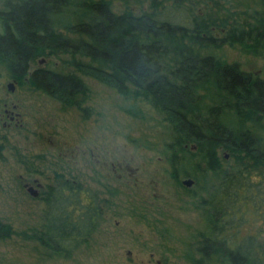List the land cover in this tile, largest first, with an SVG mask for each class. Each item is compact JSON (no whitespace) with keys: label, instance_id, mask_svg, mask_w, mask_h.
Masks as SVG:
<instances>
[{"label":"trees","instance_id":"obj_1","mask_svg":"<svg viewBox=\"0 0 264 264\" xmlns=\"http://www.w3.org/2000/svg\"><path fill=\"white\" fill-rule=\"evenodd\" d=\"M257 2L219 17L178 5L165 15L155 0L140 13L127 7L119 14L110 0H4L0 67L65 105H78L77 95L86 89L79 72L164 112L165 151L179 183V171L197 178L201 161L213 172L223 170L220 182L238 183L254 172L264 180V78L207 51L231 45L264 57V0ZM63 13L70 19L59 24L55 16ZM66 53L73 71L63 64L30 69L38 58ZM187 160L197 168L183 166ZM222 161L230 170L222 169ZM44 192L34 237L52 254L69 256L88 242L104 204L95 190L62 176ZM203 204L209 222L202 256L216 255L217 264H264V239L241 233L228 203L211 194ZM9 227L0 226V232Z\"/></svg>","mask_w":264,"mask_h":264},{"label":"rangeland","instance_id":"obj_2","mask_svg":"<svg viewBox=\"0 0 264 264\" xmlns=\"http://www.w3.org/2000/svg\"><path fill=\"white\" fill-rule=\"evenodd\" d=\"M151 1L110 0L118 14L127 7L140 13ZM155 1L165 15L177 5L219 17L230 10L242 11L245 5L258 7L255 0ZM55 19L62 24L70 15ZM207 51L264 78L263 56L231 45L207 47ZM41 58L44 62L39 64ZM41 58L31 70L63 64L73 71L70 54ZM77 74L86 89L77 95L78 105H65L26 81L18 83L0 67V226H10L8 233L0 232V264H192L195 258H201L200 264H217L216 255L202 256L201 251L202 232L209 222L203 202L211 194L234 209L241 233L264 239V180L256 172L238 183L220 182L223 170L213 172L201 161L198 177L179 171V183L171 175L169 151H165L169 139L164 112ZM224 153L230 159L227 152L219 154ZM222 164V169L230 170L228 162ZM183 166L197 168L195 161L187 160ZM61 176L95 190L104 204L88 242L69 256L52 254L34 237L42 222L44 191ZM184 178H192L193 183L186 186ZM26 184L38 189V195H31Z\"/></svg>","mask_w":264,"mask_h":264},{"label":"water","instance_id":"obj_3","mask_svg":"<svg viewBox=\"0 0 264 264\" xmlns=\"http://www.w3.org/2000/svg\"><path fill=\"white\" fill-rule=\"evenodd\" d=\"M44 62V59L41 58L38 63L39 64H42ZM7 88L10 90V91H13L14 89V86L12 83H8L7 85ZM191 148H195V145L192 144ZM182 183L185 184L186 186H189L193 183V179L192 178H184L182 179ZM27 186V190L29 191V193L33 196H37L39 191L38 189H36L35 187H33L31 184H26ZM170 264H190V263H185V262H182V263H170Z\"/></svg>","mask_w":264,"mask_h":264}]
</instances>
